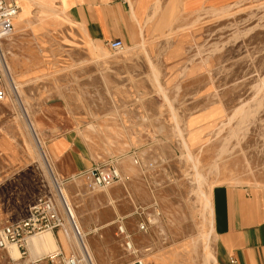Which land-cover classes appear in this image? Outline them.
Masks as SVG:
<instances>
[{"label":"rangeland","instance_id":"rangeland-1","mask_svg":"<svg viewBox=\"0 0 264 264\" xmlns=\"http://www.w3.org/2000/svg\"><path fill=\"white\" fill-rule=\"evenodd\" d=\"M132 2L137 38L120 51L91 39L63 12L44 4L34 9L35 3L6 41L20 98L7 72L0 227L51 196L73 235L65 210L75 214L96 264L94 236L106 261L214 264L213 187L264 186V0ZM26 6L22 0L19 14ZM64 149L69 156L62 160ZM111 160L122 181L91 187L86 173ZM73 161L81 169L62 176L58 164ZM46 164L61 184L65 210ZM52 234L66 256L76 250L61 230ZM27 244L17 261L0 249V264H22L28 252L45 257Z\"/></svg>","mask_w":264,"mask_h":264},{"label":"crops","instance_id":"crops-1","mask_svg":"<svg viewBox=\"0 0 264 264\" xmlns=\"http://www.w3.org/2000/svg\"><path fill=\"white\" fill-rule=\"evenodd\" d=\"M31 1L35 3L34 9L44 4L63 12L82 25L87 35L94 41L107 46L116 39L128 45L136 42L140 18L132 0ZM187 1L189 4L196 1L206 3L209 0ZM141 7L145 10L144 6ZM144 14L145 12L142 18ZM6 47L7 42H4L5 52ZM8 65L7 61V68ZM62 147L65 145L63 144ZM60 152L58 154L62 160L69 156L65 149ZM61 165L58 164L57 169L62 176L76 173L81 169L76 161L70 162L65 168ZM210 202L212 230L217 241L214 264H264V186L219 184L213 187ZM97 242L95 236L90 237V244L98 264H123L121 256L110 261L104 260V251ZM59 246V250L65 254L66 249L60 242Z\"/></svg>","mask_w":264,"mask_h":264},{"label":"built area","instance_id":"built-area-1","mask_svg":"<svg viewBox=\"0 0 264 264\" xmlns=\"http://www.w3.org/2000/svg\"><path fill=\"white\" fill-rule=\"evenodd\" d=\"M20 10L21 0H0V101L6 99L9 94L4 57L6 52L3 49V44L13 35L15 20ZM108 46L114 51H120L124 49V42L116 39L109 42ZM86 178L93 188H108L122 181V174L117 163L111 160L95 165L86 173ZM64 224L65 219L61 215L55 199L51 196L41 197L30 208L27 217L0 227V249L7 250L9 245H16L21 251L22 258L23 255H26V252H22V248L26 245L27 239L44 232L60 230ZM75 228L76 234L86 248L79 228L76 225ZM119 231L122 234L125 233L123 226H119ZM28 256L29 259L22 264H85L83 254L78 250L70 256H65L61 250L45 257L32 258L29 252ZM126 264L146 263L137 259Z\"/></svg>","mask_w":264,"mask_h":264},{"label":"bare ground","instance_id":"bare-ground-1","mask_svg":"<svg viewBox=\"0 0 264 264\" xmlns=\"http://www.w3.org/2000/svg\"><path fill=\"white\" fill-rule=\"evenodd\" d=\"M26 3H27V6H26L25 10L22 12V14H18L17 17H16L17 21L15 23V26L17 25V27L22 25L23 23H25L24 16L25 15H29L28 13L30 12L29 11V4L34 3V2L31 1V0H28ZM21 9H22V0H21ZM4 57H5V60H6V63H5L6 74L8 72V84H9L11 90H14L13 92H15L16 95H18L17 97L20 98V95L18 94L19 91L17 90L18 89V82L16 80H14L13 77L11 76V73H10V71H11L10 69L11 68H10L9 65H8V68H7L6 53H5ZM20 105H22L21 102H20ZM33 130L35 131L36 135L38 136V133H37L34 125H33ZM38 139H39V142L41 144L40 146H42V142H41L39 136H38ZM37 146L39 147V145H37ZM38 149L40 151L42 150V149H40V147ZM44 154H46V153H44ZM49 165H47V166H48V169H49L50 174L52 176V179L54 180V183H56L55 185L58 187L57 194H58L59 203L61 204V207L63 208V210H65L66 207L64 208V203L62 201V198H63L65 203H66V199H65V196L63 195V190H62L61 184L57 180L55 175L52 174L53 173L52 172V168H51V165H50V168H49ZM60 195L62 196V198H61ZM68 206H69V204H68ZM69 209H70V212L65 210V213H66V216H67V221H68L70 226L72 224H74V226H75V222H76L75 221V214L73 213V211L71 210L70 207H69ZM73 228L74 227L71 226V229H73ZM60 230L63 232L66 240L70 241L69 243L74 244L75 247H76V250L80 251L83 254V257H84V260H85V264H96L95 263V259L93 257V254L91 253L90 246L87 243L86 233H84V232L82 233V231L79 229L81 234H82L83 240L85 241L84 243L86 244V248H85V246L81 243V240H80L79 236L76 234L77 233L76 232V228H75V230L73 229L74 230V232H73L74 235L71 233V231L69 229L66 228V224H64L63 228H61ZM26 244H27V246L29 245V249H30V251L33 254H39V255H44V256L49 255V254L57 253L59 251V248H60L59 244H58L57 240L54 238L52 232H44V233L32 236L29 239H27ZM129 247H130V249H129ZM126 248L129 249V250L133 249V245H132L131 241L127 244ZM7 252L10 254L11 259H13L15 261H17V260H19L21 258V251L19 250V248L16 245H9L8 249H7ZM38 257H41V256H38Z\"/></svg>","mask_w":264,"mask_h":264}]
</instances>
